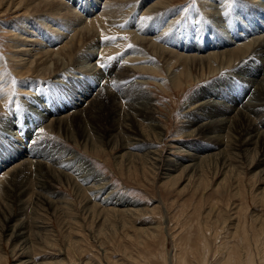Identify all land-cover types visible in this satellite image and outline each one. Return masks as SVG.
I'll return each mask as SVG.
<instances>
[{
  "label": "rangeland",
  "instance_id": "obj_1",
  "mask_svg": "<svg viewBox=\"0 0 264 264\" xmlns=\"http://www.w3.org/2000/svg\"><path fill=\"white\" fill-rule=\"evenodd\" d=\"M104 1L106 0H98V3L102 2V4L98 5L95 8L97 10L93 13H87V10L83 11L80 5L79 7L75 5L77 7L75 13L80 15L82 19L88 20L103 11L110 16L111 25L108 24L107 26L112 31L116 30L117 32L111 35H109L111 32H108V36L106 34L99 38L98 36L84 38L86 44L83 45L87 46L73 55L70 58L72 60L65 55L62 58L63 61L59 63L65 64V68L56 71L55 77L64 78L65 81L63 82L68 84V76L82 77L91 74L87 71L97 61L101 67H105L103 64L107 63L106 68L115 69L117 66H126L135 69L132 78L142 82L145 93L152 98V106L156 110L157 121L164 130V137L160 141L152 140L151 136H148L149 140L145 136L137 137L142 140V142L137 143V147L134 145L126 147L133 135L129 130H126V125L130 126L131 123L121 116V118H117L116 125H113L117 129L116 131L119 130L120 132L117 134L119 135L118 139L116 138L119 146L113 149L111 147L112 139L107 136L110 129L109 123L106 122L107 112L102 113L101 117L83 120V130L87 131L89 135L87 143L81 140L82 131L74 122H69L64 130L56 127L51 128L52 130L49 129L50 131L47 128L42 130L36 140L37 142L42 139V142H45V147H50L49 149L54 148L56 151L75 154L74 156L77 155L80 159L82 158L93 169L94 173L104 178L110 186L112 194L121 197L119 198L123 200L122 206H103L98 202L99 197L96 195V198L94 193L92 194L93 189L88 188L87 184H82L73 172L67 174L69 180L65 177H59L58 183L52 182L41 191L37 189L38 186L36 185V178H40L38 175L41 173L33 167L28 172L32 174H27L26 180L31 182L29 186L31 193L28 191L26 198L15 197L13 196L14 193L11 194L9 191L7 194L3 192V196L0 195L1 206L7 209L0 208V222L2 215L11 214L12 219H21L20 221L25 223L27 231L30 232V234L28 232V244L24 249L27 251L19 257L17 256L20 252L18 250L12 254L11 245L7 243L6 233L0 227V264H13L22 257H26L25 259H28L32 264H229L230 261L232 264H236V262L237 264H264V175H261L260 169L256 168V164L259 162L257 160L259 150L245 158L237 151L235 143L238 142L235 133H232L227 137L225 136L226 138L224 137L222 141L224 145L221 149L224 148L223 152L228 154V161L225 165L219 162L210 166L208 163L204 166L203 171L193 176L190 172L181 169L167 176L162 170L164 158L168 155L167 152H170L169 147L192 145V147L199 148L207 145L202 136H187L189 132L181 129L184 121L182 110L190 97L193 96L192 99H194L206 83L221 77V74L224 75L223 72H234L243 62V65L247 64L245 68L260 67L261 63L264 65V56H261L264 52L261 51L260 46L257 52L255 49L254 52L252 51L253 54L248 52L250 54L242 57L243 59L241 58L239 61L237 60V62L242 60V63L237 64L235 70L231 65L214 74H209L212 69H208L206 63L202 69H192L191 74L186 78L182 76L186 71L183 66L177 63L176 65L170 64L171 61L167 62L159 55L157 57L156 50L150 51V49L138 45L140 44L138 40L159 37V41L165 43L159 42L160 46H166L165 50L169 49V51L179 53L175 49H170L172 47H168L167 44L173 45L175 44L174 40L182 38L184 39L183 43L186 41L188 43L182 45L186 46L187 55L205 56L217 50L215 44L211 45L213 48H209L207 44L209 39L215 37V34L223 33L233 37L239 32L244 34L243 29L251 34L256 31V26L263 28L264 0H224L221 5L222 9L217 8L216 10L204 6V4H211L209 0H173L168 4L166 11L151 14L152 16L145 15L144 11L159 0H123V2L119 0L117 4L115 3L116 5L114 4L115 6L111 5L112 7L109 6V8L107 7L109 4H104ZM64 2L66 3V1ZM68 6L71 10L74 9L72 8L73 4L70 3ZM6 7L1 6L0 11ZM130 9L137 10V18L130 15L125 16L126 11ZM213 10L214 12L221 10L219 16L217 13L212 15ZM13 11V9L8 10L5 16L0 12V58L2 59H0V74L4 72L6 76V79L4 75L2 79L0 78V86L5 85L1 88L0 94L5 90L7 91L6 94L3 93L7 98L0 99V123L5 117L10 115L9 117L13 118L15 113L20 111L19 101L25 91L23 86L20 89L17 88L19 83L24 82V86L28 83H34L30 87L33 88L32 93L34 94L43 89V91H52L51 96H58L60 93L64 100L68 95L67 90L60 92L53 88L49 90L48 84L50 81L53 82L54 76L49 75L48 72L45 75H40L41 72L34 71L35 67H32L30 72L32 74L27 75L24 70L22 73L25 74L22 77L17 74L18 70L14 68L16 61L10 59V56L17 50L12 46L19 41L10 32L9 26L14 23L24 24L27 21L18 22L22 20L20 17L23 16V13L22 11ZM175 11L182 13L179 15ZM65 12L68 13V11H63V13ZM172 13L177 14L168 19ZM28 16L33 20L32 24H37L40 20L43 22L44 19L50 22L47 24L54 21L61 25L64 23L61 21L65 19L52 17L44 11L30 13ZM169 21L170 29L165 32L159 30ZM28 23L30 24V22ZM42 29L43 26H39L35 35L38 30L42 31ZM123 30L127 31L124 32ZM258 31H262V29ZM128 32H132V36ZM202 33L204 35L200 36ZM55 35L56 32L50 34L45 31L39 44L36 43L39 46H31L30 48L37 50L43 47L47 39L54 38ZM251 36L253 34L248 37ZM136 38L138 39L136 40ZM193 39L194 42L199 40L197 44L193 43ZM232 40L240 43L239 39L233 38ZM199 44L201 47L197 48L196 46ZM112 48L115 50L110 54L108 51ZM102 49L109 50L105 51L107 53L101 54ZM181 53L184 54V51H180ZM82 57L84 59L79 60ZM138 57H141V60ZM50 58L44 59V63L48 60L47 66L52 59ZM89 59L91 60L88 61ZM213 64L211 63V65ZM217 64L215 63V67ZM156 67L158 69H152ZM53 68L54 66L51 71ZM167 68L171 69L167 71ZM3 69L5 70L3 71ZM174 73L176 76L179 74L182 76L179 84L176 83L177 85L173 81ZM111 84L112 81L109 82L108 86ZM121 87L110 88V90L126 98L130 93V88ZM57 102L54 101L53 105L56 106ZM255 120L264 133V115L258 117L259 121L257 118ZM145 122L141 120V124H137L144 131L147 126V122ZM86 124H88V128ZM98 126H101L106 133H101V135L97 133ZM120 129H123L122 132ZM123 133L125 134L123 135ZM124 136H128L129 141ZM181 149L184 150L185 148L182 147ZM127 150L131 154L136 153L139 157H126L124 160H120L118 157ZM148 150L157 151L158 162L153 164V162L151 163L152 160L143 156ZM179 155L182 158V154ZM32 178L35 179L32 180ZM61 178L62 181H60ZM8 194L12 196L8 197ZM108 208L113 209L112 211L126 209L131 211L125 214L114 213V215L113 213H102ZM20 215L22 216L16 217Z\"/></svg>",
  "mask_w": 264,
  "mask_h": 264
},
{
  "label": "bare ground",
  "instance_id": "obj_2",
  "mask_svg": "<svg viewBox=\"0 0 264 264\" xmlns=\"http://www.w3.org/2000/svg\"><path fill=\"white\" fill-rule=\"evenodd\" d=\"M64 1H66V3ZM118 1L119 0H106L104 1L105 2L104 4H109L107 6L109 8V6L114 5L115 3L117 4ZM209 1L211 4H204L206 8H209L211 10L212 9L216 10L217 8L222 9L221 5L224 2V0H209ZM121 2H123V0ZM171 2H173V0H159L157 3L155 2L151 4L149 8H147L144 11L145 15L149 16L157 12L166 11L168 9V4ZM70 3L73 4L72 6V8H74L72 9L73 11L68 6ZM101 4L102 2L98 3V0H0V7L7 6L4 10L0 11L3 13V16H5V13L8 10L11 11L13 9L14 10L13 12L22 11L23 13L22 14L23 16L20 17V19L22 20L18 22H25V21H27V23L30 22V24L14 23L13 25L9 26L10 32L13 34L16 40L19 41L17 42L18 44L15 43L12 46L17 50L14 51V53L11 54L10 56V59H15L16 61L14 62V66H15L14 68L18 70L17 74H20L21 77L25 73L28 75L31 72L32 67L33 68L35 67L34 68L35 70L33 69L34 71L39 73L41 72L40 75H45V73L48 72L49 75L54 76L53 82L50 81L48 84L50 86L49 90H51V88H53L54 90H59V92L63 90L64 91L67 90L66 93L68 94L64 100V98L62 97L63 95H61L60 93L58 96L55 95L51 96L52 91H47V90L43 91V89H41L42 91L38 92L37 94L32 93L33 88L30 87L34 83H28L26 85L27 87L24 86V82H22V84L19 83L20 85L19 84L17 85L18 89L22 88L23 86V90L25 91V94H23L22 99L19 101L20 103L19 106L21 107L20 111L18 113L16 112L15 116L13 115L14 116L13 118L9 117L10 115L5 117L4 119H2L3 121L0 123V139H1L0 140V195H2L3 192L7 194V191H9V193L11 194L14 193L13 196L15 197L18 196L19 198H23V197L26 198V196L28 195L27 192L30 190L29 186L31 183L30 181L28 182L26 179L28 175L32 174L28 172H30L31 168L35 167V169H38L37 171L41 173L40 175H38L40 176V178L38 177L36 178V185L38 186L37 189L41 191L47 186H49L52 182L55 181L57 182L59 177H65L68 179L69 177L67 176L73 172L74 175L77 176L78 180L82 182V184H87L88 188L90 187L93 189L92 194L94 193L93 194L94 196L97 195L99 197L98 202H100L103 206H107V205L122 206L123 200L120 199L121 197L119 196L120 197L119 198L116 195H113L110 186L108 185L107 182H105L104 178L94 173L93 169L89 165H87V163L84 160H82V158L80 159V157L77 155H76L77 157L74 156L75 154L71 155L60 151H56L54 150V148L49 149L50 147L49 148L45 147L44 145L45 142L43 143L42 139H40V142L39 141L37 142L36 140L38 139L41 131L45 130L46 128L49 130L53 127L64 130L65 127L67 128V124L69 122H74L75 125L79 128V130L82 131L81 140L84 143H87V140L89 139V135L87 131L83 130V125H84L83 120L86 118L91 119V118L101 117L102 113L107 112L108 117L106 122L109 123L110 126L107 136H109V138L112 139L111 147L113 149L119 146L117 142L118 140H116V138L118 139L119 135L117 134L120 133L119 130L118 132L116 131L117 129L113 125H116L118 121L117 118L119 119V117L121 118V116H123L126 121L131 123L130 126L126 125L127 126L126 130L127 131L129 130L130 133H132L133 135L132 136L133 138H131L130 143L127 144L126 147L129 145L130 146L134 145L135 147H137L138 146L137 143L142 142V140L139 139L142 136H145L147 139L149 138L148 136H151L152 140L157 139L158 141L162 140V138L164 137V130L161 124L157 121V113L152 106V98L149 96V94L147 95V93H145L146 91L144 90L143 87L144 84L132 78L134 77L135 69L126 66H122V67L117 66L115 69L106 68L107 63L103 64L105 65V67H101L100 64L97 63L98 62L97 61L95 64H92L89 70L87 71L91 74H87L82 77L68 76V80L66 79L68 84L63 82L65 81L63 80L64 78L55 77L56 71L65 68L64 67L65 64L62 63L59 64L61 61H63L62 58H64L65 55L70 59L73 57V55L77 54V52L83 50L82 49L83 47L87 46V45L85 46L83 45L85 43L84 38L86 39L89 38L90 36H93L94 38L98 36L99 38V37H103L106 34L108 36L109 34L108 32H111L109 35H111L114 32H117L116 30L112 31L107 26L108 24L111 23L109 20L110 16H108L107 13L103 11H100L101 13H98V15H96L94 18L92 19L90 18L88 20L82 19L80 15L79 17L75 13V10L77 7H79V5L83 11L87 10V13H93L94 11L97 10L95 8ZM75 5L77 7H75ZM135 6H136V2H135ZM108 8L106 9L108 10ZM40 11H44V13L46 12L52 17L53 16L59 17L61 19L65 18L63 21H61L64 23L60 25V24H56V22L53 21L51 22V24H47V22L49 21L43 19V22L40 20L39 23L32 24L31 22L33 20H31L30 16L28 15L30 13H39ZM63 11H68V13L66 12L63 13ZM220 11L214 12L213 10L212 15L213 14L215 15V13H217L219 16ZM175 12L178 13V11ZM179 13L181 14L182 12ZM125 14H126L125 16L130 15L133 18L138 17L137 10H133V9L126 11ZM174 14L175 13L169 15L168 19L171 16H174ZM39 26H43V29L42 31L38 30L36 36L35 33ZM170 27L171 25L169 21V23L160 27L159 30L161 31L163 30L165 32L167 31V29H170ZM262 27L263 28H258L256 26V31L251 33L253 34V36L251 37H248L251 34L248 31H245L243 28L242 29L244 31V34L242 32L238 33L237 31L238 34H235L236 36L233 37L224 35L223 33L215 34V37H212L213 39L211 40L209 39L207 44L209 45V48L212 47L211 45L215 44L216 46L215 48H217V50L211 52L210 54H206L205 56H197V55H189V54L187 55L186 53L187 50L185 49L186 46L184 47L182 45L183 44L186 45L188 43L187 41L186 43H183L184 39L182 38L174 40L175 44L173 45L170 43L168 44L166 43L168 47L170 46L172 47L170 49H175L179 53L177 52L175 53V51L172 50L169 51V49L165 50L164 48L166 46L162 47L158 44L160 42L159 41L160 39H158L159 37L157 38L152 37L151 39H148L149 40L148 41L147 38L146 40L141 39L140 37L141 35H140L139 37L141 40H138V43H140L138 45L142 47H146V49H150V51L156 50L157 57L159 55L161 58L163 57L164 59H166L167 62L171 61L170 64L172 63H174V65H176V63L180 64L186 70L185 74L181 73L183 74L182 76L188 78L192 72V69H197V68L202 69V66H204L206 63L208 64L206 65V67L208 69H212L209 72V74H214L220 69H223L224 67H229L231 65H233V69H234L237 64L242 63V60L241 62H237V60L239 61V59H241L242 57L250 54L248 52L252 53L254 49L257 52L259 46L261 51L264 52V24L262 25ZM259 29L260 30L262 29V31H258ZM45 31L47 33L49 32L50 34L56 32V35L54 38L52 37L48 38L43 47L37 50L34 48L31 49L30 48L31 46H39L37 44H39L40 39L43 38ZM134 32L137 31L134 30ZM245 33L247 36L245 35ZM129 34H131L132 36L133 33L130 32ZM202 35H204V33L200 34V36ZM138 38H136V40ZM233 38L235 40L239 39L240 43H237V41L233 42L232 40ZM198 39L195 40V42L193 39V43L197 44V41H199ZM160 43L165 44L164 41L163 42L161 41ZM196 47L200 48L201 46L199 44ZM109 49H102L100 53L102 54L103 52ZM114 50L115 49L112 48V50L108 52L110 53ZM180 51H184V54L183 53L180 54ZM198 53H200L199 50ZM61 55H63V57H61ZM91 55L93 54L91 53ZM261 56L263 57L264 53H262ZM49 57H51L52 59L50 58L51 59L49 61L50 64L49 66H47L48 60L46 59L47 61L46 63H44L45 62L44 59ZM82 59L84 58L82 57L79 60ZM138 59L141 60V57H138ZM90 60L91 59H89L88 61ZM100 61L99 63L102 64V62ZM211 63H214L213 64L214 66L211 65ZM215 63H218L217 67H215L216 66ZM243 64L244 62L238 67L237 70L234 69L235 70L234 72L232 73L230 71H229L230 73L223 72L224 75L221 74V77L217 79L215 78L209 81L208 83H206L205 86H203V88L199 91V93L195 95V98L192 99L193 96L190 97V100H188L187 105L186 104L184 105V108L182 110L184 121L182 123L183 126L181 129L189 132L187 136H193V135L202 136V139L207 143V145L205 146L203 145V147H199V148L198 147L196 148L195 146L194 148L192 147V145L188 147L187 145H180V144H179L180 147L170 145L171 146L169 147L170 152L169 153L167 152L168 155L165 156L164 161L162 163V170L164 174L168 176L171 173L181 169L185 172H190L192 174L191 176H193L200 173V171H203L204 166L208 165V163L210 166L211 164H218L219 162L225 165L226 161H228V157H227L228 154L223 152L224 148L221 149L222 145H224L222 141L225 136L227 137V135H231L232 133H235V138L236 141L238 142L235 143L236 149L243 156H245V158H248L249 154H252L253 152H256V150H259L260 153L257 159L259 162L258 164H256L257 165L256 168L260 169L259 172L261 173V175H264V133L263 131H261L260 127L257 125L258 123L255 120L257 118V121H259L258 117L264 115V111H263L264 110V65H262L261 63L260 67L245 68L247 64L246 65ZM51 66L52 67L54 66L52 71H51L52 69ZM152 69L155 70L158 68L156 67ZM169 69L171 68H167V71H169ZM4 70L5 69H3V71ZM22 70H24L25 73H22ZM3 75L4 72L0 74L1 79ZM182 76L180 74L176 76L174 73L173 75L174 83L179 84V81L182 78ZM111 81L112 84L108 86L109 82ZM4 86L3 85L0 86V90ZM121 86L130 88L129 90L130 93L129 95H127L126 98L121 96L120 94L117 95V93L115 94L110 90V88H116ZM238 88H240L241 90H239ZM6 92L7 91L5 90L3 93L6 94ZM3 93H1L2 95L0 94L1 95L0 99L6 97L5 94ZM54 101L55 102L58 101L56 106L53 105ZM141 120L147 122V123L145 122L147 126L143 124L144 126H146L145 131L142 130L143 128L141 129V127H138L137 125V124L139 125L141 124L140 123ZM87 125L88 124H86V126ZM104 131L101 126H98L96 129V132L99 133L100 135L101 133L103 134L106 133ZM124 134L125 133H123V135ZM127 137L124 136V138L128 139ZM157 140L155 141L157 142ZM127 141H129V139ZM182 147H184L185 149L182 150L181 149ZM224 147L226 148V146ZM127 151H125V153H123L122 155L119 154L120 156L118 158L120 160L122 159L124 160V158L126 157L128 158L139 157V155H137L136 153L131 154L129 150ZM179 154H182V158L179 157L180 156ZM143 156H147V159L149 158L150 160H152L151 163L153 162V164L156 163V161L157 162L159 161L158 159L159 156L157 151L148 150L147 152L144 153ZM171 156H175V157H171ZM34 174H36V172H34ZM28 179L30 178L28 177ZM34 179L32 178V180ZM60 181H62V178ZM89 183L92 184L89 185ZM88 191L91 192V190L89 189ZM29 192L31 193V191ZM11 194H8V197H11L12 196ZM38 194L41 195V193ZM1 204L2 202L0 203V208H5L2 207ZM112 210L108 208L107 210L102 211V213L104 214L113 213L114 215V213L125 214L131 211L130 209L120 210V211H112ZM21 216L22 215L16 217L18 218ZM20 220L21 219L14 220L11 218V214H8V215H2V221L0 222L1 229H3V232L6 233L5 236L7 238V243H10L11 245L12 254H15L13 252L18 250L20 251L19 255H17L19 257L25 254V252L27 251V250L25 251L24 249L28 244V238H29L28 237L29 231H27V226L25 225L24 222H21ZM25 258L26 257H22L19 260L15 261L13 264H32V262H30L28 259ZM229 264H232V262L230 261Z\"/></svg>",
  "mask_w": 264,
  "mask_h": 264
}]
</instances>
